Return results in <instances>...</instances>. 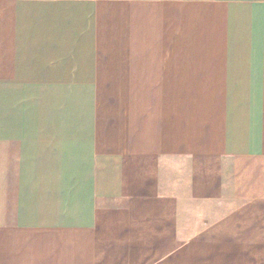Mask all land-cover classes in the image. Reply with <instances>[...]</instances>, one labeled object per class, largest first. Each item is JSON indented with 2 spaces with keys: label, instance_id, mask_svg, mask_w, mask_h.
Returning a JSON list of instances; mask_svg holds the SVG:
<instances>
[{
  "label": "crops",
  "instance_id": "obj_1",
  "mask_svg": "<svg viewBox=\"0 0 264 264\" xmlns=\"http://www.w3.org/2000/svg\"><path fill=\"white\" fill-rule=\"evenodd\" d=\"M107 259L264 264V0H0V264Z\"/></svg>",
  "mask_w": 264,
  "mask_h": 264
},
{
  "label": "rangeland",
  "instance_id": "obj_2",
  "mask_svg": "<svg viewBox=\"0 0 264 264\" xmlns=\"http://www.w3.org/2000/svg\"><path fill=\"white\" fill-rule=\"evenodd\" d=\"M106 261H107V264H112L113 263V260H111V259H107Z\"/></svg>",
  "mask_w": 264,
  "mask_h": 264
}]
</instances>
